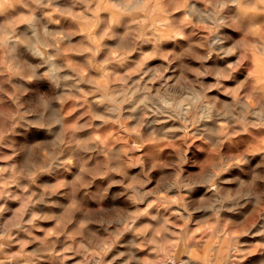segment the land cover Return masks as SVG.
I'll return each instance as SVG.
<instances>
[{
	"label": "rangeland",
	"instance_id": "1",
	"mask_svg": "<svg viewBox=\"0 0 264 264\" xmlns=\"http://www.w3.org/2000/svg\"><path fill=\"white\" fill-rule=\"evenodd\" d=\"M26 1L13 0L14 6L9 2L0 6V41L21 40V59L23 57L26 63L15 67L0 42V67L4 68H0L3 71L0 70V264H186V260L202 262L200 264H264V124L257 118L251 120L255 116L242 110L246 100L259 112L264 108V96L259 94L256 84L255 66L257 58L264 55L261 51L264 34L238 28L242 19H246V12L253 14L257 10L255 2L261 0H252L253 4L251 0H242L249 4L243 6L239 14L231 0L224 5V0H140L142 4L136 13L117 17L105 14L95 0H88L87 6L85 0H31L30 5ZM187 2H194L202 10V17L198 12H189L188 7L184 9L182 5ZM65 9H69L67 14ZM216 16H220L219 21L214 19ZM118 17L121 20H117ZM212 18L220 23H213ZM30 20L38 25L45 52H56L50 56L59 74H65V82L61 81L60 86L50 80L48 66L40 64L39 56L30 51L32 34L26 29ZM154 29L156 33L160 30L158 35ZM214 35H219L226 50L232 48L230 53L211 43ZM226 55L230 57L228 60ZM233 60L238 63L234 64ZM103 68H109L108 79L99 75ZM4 71H8L9 76ZM72 81L78 83L75 82L77 89ZM193 90V95L186 94ZM165 91H169L168 94H162ZM143 95H148L150 102H143ZM163 97L172 101L164 112L157 104ZM177 97L190 103L186 112L179 110ZM210 104L215 106H211L216 110L214 114L204 112ZM98 110L102 117L96 113ZM49 111L54 117L58 114L62 121L56 118V122ZM222 111H226L225 114ZM215 125H220L219 131L216 130L220 135L210 131ZM181 126L186 127V132ZM49 129L54 133L51 130L49 133ZM245 129L253 130L252 139L246 137ZM224 168L228 169L227 174ZM213 174L227 185L219 193L201 189L198 182ZM131 177L134 180H128ZM13 220L20 221L22 227L9 229V222H15ZM185 246H192L193 250ZM220 259L223 261L218 263Z\"/></svg>",
	"mask_w": 264,
	"mask_h": 264
},
{
	"label": "bare ground",
	"instance_id": "2",
	"mask_svg": "<svg viewBox=\"0 0 264 264\" xmlns=\"http://www.w3.org/2000/svg\"><path fill=\"white\" fill-rule=\"evenodd\" d=\"M24 1H26V0H24ZM29 1H31V0H28V3H29ZM59 1V0H58ZM60 1H63V0H60ZM59 1V2H60ZM67 1V0H66ZM88 0H85L84 2H85V4H86V2H87ZM93 1V0H92ZM96 1V3H97V5H98V7L102 10V11H104V13L105 14H107V15H110L111 17H115L116 15H119V14H125L126 16L128 15V14H131L132 15V13H136V11H138L139 9H140V7H141V2H140V0H136V1H134V2H130V3H124L122 0H95ZM130 0H128V2H129ZM144 1V0H143ZM193 1V0H192ZM220 1V0H219ZM227 1L228 0H224L223 1V5H224V3H227ZM5 2H9V3H12L13 4V0H0V6H3L4 7V3ZM15 2V1H14ZM19 2V1H18ZM17 2V3H18ZM22 2H23V0H22ZM44 2H46V0H44ZM48 2V1H47ZM52 2H53V0H52ZM81 2V1H80ZM79 2V4H81ZM151 2V1H150ZM179 2H180V0H179ZM178 2V3H179ZM196 2H197V0H196ZM229 2V1H228ZM231 2L234 4L233 6H237L236 7V11H237V13L236 14H239V13H241V8L243 7V6H247L248 4H249V2H242V0H231ZM250 2H252V4H253V1L251 0ZM16 3V2H15ZM25 3V2H24ZM24 3H22V4H24ZM26 3H27V1H26ZM27 3V4H28ZM32 2H30L29 3V5L31 4ZM56 3V2H55ZM54 3V5H57V4H55ZM76 3V2H75ZM75 3H74V6H75ZM173 3V2H172ZM175 3V2H174ZM173 3V4H174ZM218 3H220V2H218ZM87 4H89V3H87ZM87 4H86V6H87ZM160 4V3H159ZM216 4V3H215ZM221 4V3H220ZM231 4V3H230ZM11 5V4H10ZM25 5V4H24ZM24 5H21V6H24ZM62 5V4H61ZM82 5V4H81ZM175 5V4H174ZM177 5V4H176ZM13 6H14V4H13ZM19 6V5H18ZM18 6H16V8L18 7ZM20 6V7H21ZM63 6V5H62ZM89 6V5H88ZM149 4H148V6L146 7V9L147 8H149ZM151 6H153V5H151ZM198 6H199V4H198ZM216 6V5H215ZM2 7V8H3ZM25 7V6H24ZM167 7H169V6H167ZM175 7V6H174ZM182 7L185 9V7H188L189 8V12H194V13H196V12H198L199 13V15H201L200 17H202V14H200V12L202 11V10H200L195 4H194V2H192V3H189L188 4V2L186 3V4H184V5H182ZM202 7V6H201ZM218 7V6H217ZM255 7H256V11L255 12H253V14H247V12H246V15H245V17H246V19H242V21H241V24H239V26H238V28L239 29H243V30H246V31H255V32H257L259 35L261 34H264V0H261L260 2H255ZM23 8V7H22ZM35 8V7H34ZM64 8H69V6L67 7V6H65ZM75 8H76V6H75ZM74 8V9H75ZM82 8V7H81ZM85 8V7H84ZM215 8V7H214ZM220 8V7H219ZM218 8V9H219ZM249 8V7H248ZM21 9V8H20ZM24 9V8H23ZM65 9V10H66ZM72 9V8H71ZM77 9H78V7H77ZM145 9V10H146ZM154 9V8H153ZM212 9V8H211ZM255 9V8H254ZM12 10L14 11V8H12ZM17 10V9H16ZM33 10V9H32ZM84 10V9H83ZM83 10H81V11H83ZM97 10V9H96ZM149 10V9H148ZM148 10H147V13H148ZM165 10V9H164ZM250 10V9H249ZM18 11H19V9H18ZM18 11L16 12V13H18ZM24 11H26V10H24ZM34 11V10H33ZM52 11V10H51ZM67 11H69V9L68 10H66V14L68 13ZM76 11V10H75ZM86 11V10H85ZM89 11V10H88ZM87 11V12H88ZM94 11V10H93ZM100 11V10H99ZM151 11V10H150ZM170 11H173V9L172 10H170ZM179 11H180V9H179ZM214 11V10H213ZM224 11V10H223ZM248 11V10H247ZM6 12V11H5ZM21 12V11H20ZM91 12V11H90ZM162 12H164V11H162ZM188 12V11H187ZM188 12V13H189ZM215 12H217V11H215ZM8 13H10L11 15H12V13L11 12H8ZM34 13V12H33ZM61 13H62V11H61ZM70 14H73V13H71V10H70V12H69ZM98 13V12H97ZM139 13V12H138ZM168 13V12H167ZM177 13V12H176ZM63 14V13H62ZM65 14V13H64ZM65 14V15H66ZM90 14V13H89ZM100 14V13H99ZM104 14V15H105ZM146 14V13H145ZM154 14V13H153ZM203 14H205V12H203ZM219 14V13H218ZM217 14V15H218ZM230 14V13H229ZM7 15V14H6ZM11 15H9V17L11 16ZM24 15V14H23ZM41 16H44L45 17V15H42V14H40ZM74 15H75V13H74ZM73 15V16H74ZM92 15V14H91ZM103 15V16H104ZM152 15V14H151ZM192 15V14H191ZM13 16V15H12ZM11 16V17H12ZM16 16H17V14H16ZM40 16V17H41ZM67 16V15H66ZM77 16V15H76ZM109 16V17H110ZM124 16V15H123ZM166 16V15H165ZM193 16V15H192ZM2 17H5V16H2ZM10 17V18H11ZM15 17V16H14ZM80 17V16H79ZM86 17H87V15H86ZM88 17H90V15H88ZM111 17L109 18V19H111ZM117 17V16H116ZM121 17V16H120ZM125 17V16H124ZM195 17V16H194ZM193 17V18H194ZM9 18V19H10ZM18 18V17H17ZM42 18V17H41ZM46 18H48V16H46ZM56 18H57V16H56ZM73 18V17H72ZM75 18V17H74ZM78 18V17H77ZM105 18H106V15H105ZM127 17H125V19H126ZM128 18H129V16H128ZM130 18H131V16H130ZM143 18V17H142ZM163 18V17H162ZM197 18V17H196ZM196 18H195V21H196ZM204 18V17H203ZM208 18V17H207ZM9 19H7V20H9ZM13 19V21H14V18H12ZM11 19V20H12ZM27 19V18H26ZM25 19V20H26ZM51 19V18H50ZM81 19V18H80ZM119 19V17L117 18V20ZM161 19V18H160ZM198 19V18H197ZM213 19V18H212ZM214 19H216V20H218L219 21V19H220V16L218 17V16H216V18H214ZM214 19H213V23L216 21H214ZM231 19V18H230ZM239 19V18H238ZM4 20H6V18L4 19ZM23 20V19H22ZM31 20H33V19H31ZM31 20H30V22H29V24L27 25V27H26V29H28V31L30 32V34H32V44H31V47H30V45L29 46H27V47H30V51H31V53L34 55H37V56H39V59H41L40 60V64L41 63H43L42 65H47L48 66V68H47V71L49 72V74H50V80L52 79V80H54V82H56L58 85L57 86H60V84L59 83H61V81H62V83L63 82H65L64 81V78H65V74H64V76H61L60 74H59V70L57 69V65H56V62L51 58V56H52V53H56V52H52V51H54V50H50V53H48L47 54V52H45V50L43 49L44 47L42 46L43 44H44V41H43V44H42V41H41V37H40V35L38 34V30H37V28H38V25H37V27H36V25H35V23H34V21L33 22H31ZM37 20V19H36ZM35 20V21H36ZM38 20H40V19H38ZM102 20V19H101ZM119 20H121V18L119 19ZM122 20H123V18H122ZM204 20V19H203ZM206 20H208V19H206ZM234 20V19H233ZM46 21H48V20H46ZM60 21H62V20H60ZM64 21V20H63ZM68 21V20H67ZM142 21V20H141ZM236 21V20H235ZM234 21V22H235ZM239 21V20H238ZM8 22V21H7ZM16 22V21H15ZM20 22V21H19ZM40 23L42 22L41 20L39 21ZM50 22V21H49ZM57 22V21H56ZM83 22V21H82ZM110 23H111V21H109ZM139 22V21H138ZM201 22V21H200ZM208 22V21H207ZM211 22V21H210ZM217 22V21H216ZM233 22V21H232ZM14 23V22H13ZM20 23H22V22H20ZM24 23V22H23ZM22 23V24H23ZM27 23V22H26ZM38 23V22H37ZM43 23V22H42ZM41 23V24H42ZM105 22L103 21V24H104ZM218 24L220 23V22H217ZM223 23H224V21H223ZM222 22H221V24H223ZM237 23V22H236ZM19 24V23H18ZM60 24V23H59ZM63 24V23H62ZM69 24V23H68ZM67 24V25H68ZM102 24V23H101ZM102 24V25H103ZM106 24H107V22H106ZM142 24V23H141ZM1 26H2V24H0ZM6 25H7V23H6ZM13 25V24H12ZM77 25H79V24H77ZM108 25V24H107ZM111 25V24H110ZM109 25V26H110ZM117 25V24H116ZM115 25V26H116ZM120 25V24H119ZM138 25V24H137ZM140 25V24H139ZM4 26V25H3ZM14 26V25H13ZM22 26V25H21ZM44 26V25H43ZM54 26V25H53ZM53 26H50V27H53ZM62 26V25H61ZM100 26V25H99ZM219 26V25H218ZM217 26V27H218ZM5 27V26H4ZM8 27V26H7ZM9 27L11 28V26L9 25ZM68 27H71V25L70 26H68ZM73 27V26H72ZM103 27H105L104 25H103ZM204 27V26H203ZM220 27V26H219ZM218 27V28H219ZM235 27V26H234ZM25 28V27H24ZM55 28V27H54ZM61 28H63V27H61ZM76 28H77V26H76ZM112 28V27H111ZM137 28V27H136ZM140 28V27H139ZM205 28V27H204ZM236 28H237V26H236ZM51 29V28H50ZM71 29V28H70ZM75 29V28H74ZM81 29V28H80ZM129 29V28H128ZM212 29H214V28H212ZM211 29V30H212ZM223 29H225L224 27H223ZM6 30V29H5ZM8 30V29H7ZM42 30H44V27H43V29ZM116 30V29H115ZM114 30V31H115ZM131 30V29H130ZM133 30V29H132ZM218 30H220L221 31V29H218ZM28 31H26V32H28ZM75 31V30H74ZM77 31V30H76ZM81 31V30H80ZM99 31V30H98ZM107 31V30H106ZM110 31V30H109ZM154 31H155V33H156V30L154 29ZM160 31V30H159ZM159 31H157V33H156V35H158L159 33ZM188 31V30H187ZM217 31V30H216ZM9 32V31H8ZM46 32H47V30H46ZM50 33H51V31H49ZM83 32V31H82ZM81 32V33H82ZM99 32H101V30L99 31ZM98 32V33H99ZM120 32V31H119ZM223 32H226V29H225V31L223 30ZM244 32V31H243ZM53 33V32H52ZM59 33V32H58ZM71 33V32H70ZM81 33L79 32L78 34H80L81 35ZM106 33V32H105ZM161 33V32H160ZM190 33V32H189ZM202 33V32H201ZM215 33V32H214ZM217 33H218V31H217ZM220 33V32H219ZM246 33H248V32H246ZM8 34H10V33H8ZM41 34V33H40ZM55 34V33H54ZM57 34V33H56ZM64 34H66V33H64ZM92 34V33H91ZM108 34V33H107ZM249 34V33H248ZM27 35V34H26ZM26 35H24V36H26ZM45 35V34H44ZM47 35H48V33H47ZM104 35V34H103ZM216 35V34H215ZM215 35H214V37H215ZM222 35V34H221ZM1 36V35H0ZM10 36V35H9ZM31 36V35H30ZM42 36V35H41ZM52 36H54V35H52ZM67 36H68V33H67ZM86 36V35H85ZM89 36V35H88ZM98 36V35H97ZM160 36V35H159ZM162 36V35H161ZM211 36V35H210ZM219 36V35H218ZM218 36H216L215 38H212V40H214L213 42H211V43H213L214 45H216L217 46V48H220V49H224L225 51H223V52H226V53H230L231 52V46H230V48L231 49H225V45H224V43H223V45H222V42L220 41L221 40V38H219ZM222 36H225L224 34L222 35ZM222 36H220V37H222ZM252 36V35H251ZM250 36V37H251ZM23 37V36H22ZM50 37V36H49ZM74 37V36H73ZM254 37V36H253ZM257 37V36H256ZM1 38V37H0ZM10 38V37H9ZM8 37H7V39H9ZM24 38H26V37H24ZM44 38V37H43ZM47 39H48V36L46 37ZM51 38V37H50ZM68 38V37H67ZM80 38V37H79ZM112 38V37H111ZM154 38V37H153ZM247 38V37H246ZM258 38V37H257ZM52 39V38H51ZM73 39H75V38H73ZM152 39V38H151ZM231 39V38H230ZM1 40V39H0ZM26 40H27V38H26ZM43 40V39H42ZM52 40H54V39H52ZM117 40V39H116ZM119 40V39H118ZM162 40V39H161ZM224 40V39H223ZM229 40V39H228ZM251 40V39H250ZM263 40H264V38H263ZM28 41V40H27ZM78 41V40H77ZM108 41V40H107ZM121 41V40H120ZM145 41V40H144ZM244 41V40H243ZM248 41V40H247ZM255 41V40H254ZM253 41V42H254ZM260 41V40H259ZM1 42V44H2V46L4 47V51H5V53H7V57L12 61V63L14 64V66L15 67H17V66H25V61H22V59H23V57H22V59H21V54H22V51H21V49H22V41L21 40H18V39H16V38H14V40L12 39V41H9V40H6V39H3L2 41H0ZM30 42V41H29ZM49 42H50V40H49ZM54 43H55V41H53ZM88 42V41H87ZM118 42V41H117ZM233 42V41H232ZM231 42V43H232ZM262 42V41H261ZM27 43V42H26ZM57 43V42H56ZM60 43V42H59ZM69 43V42H68ZM92 43V42H91ZM90 43V44H91ZM120 43V42H119ZM235 43V42H234ZM248 43H251V42H248ZM46 44V43H45ZM115 44H116V42H115ZM118 44V43H117ZM122 43H120V45H121ZM125 44V43H124ZM123 44V45H124ZM210 44V43H209ZM229 44V43H228ZM233 44V43H232ZM236 44V43H235ZM48 45H50V44H48ZM55 45H57V44H55ZM100 45V44H99ZM119 45V44H118ZM119 45V46H120ZM126 45V44H125ZM124 45V46H125ZM130 45V44H129ZM211 45V44H210ZM234 45V44H233ZM238 45V44H237ZM240 45V44H239ZM262 45V44H261ZM47 46V45H46ZM54 46V45H53ZM90 46V45H89ZM96 46V45H95ZM124 46H123V48H124ZM50 47H52V46H50ZM58 47H60V46H58ZM93 47H94V45H93ZM229 47V46H228ZM232 47H235V46H232ZM239 47V46H238ZM249 47V46H248ZM57 48V47H56ZM126 48V47H125ZM124 48V49H125ZM127 48H129V47H127ZM133 48V47H132ZM250 48V47H249ZM254 48V47H253ZM0 49H2V48H0ZM28 49V48H27ZM51 49V48H50ZM55 49V48H54ZM58 49V48H57ZM99 49H101L100 47H99ZM122 49V48H121ZM130 49H131V47H130ZM220 49H219V51H220ZM236 49V48H235ZM240 49V48H239ZM259 49H261L260 47H259ZM56 50V49H55ZM65 50V49H64ZM127 51H128V49H126ZM250 50H251V48H250ZM264 51V47H263V49H261V51ZM60 51V50H59ZM122 51V50H121ZM237 51V50H236ZM62 52V51H61ZM129 52V51H128ZM214 52V51H213ZM245 52H249V50H247V51H245ZM66 53V52H65ZM98 53V52H97ZM100 53V52H99ZM217 53V52H216ZM220 53V52H219ZM234 53V52H233ZM261 53V52H260ZM29 54V53H28ZM27 54V55H28ZM67 54V53H66ZM94 54V53H93ZM218 54V53H217ZM216 54V55H217ZM238 54H240V53H238ZM1 55H4L5 56V54H2V52H1ZM51 55V56H50ZM97 55V54H96ZM25 56V55H24ZM67 56H69V54L67 55ZM134 56V55H133ZM218 56H219V54H218ZM227 56V55H226ZM236 56V55H235ZM242 56V55H241ZM250 56H252V55H250ZM1 57V56H0ZM6 57V58H7ZM35 57V56H34ZM69 57H71V56H69ZM228 57V56H227ZM237 57H238V55H237ZM247 57V56H246ZM249 57V56H248ZM37 58V57H36ZM77 58H78V56H77ZM100 58V57H99ZM230 57H228L227 58V60L229 59ZM1 59V58H0ZM4 59V58H3ZM2 59V60H3ZM25 59V58H24ZM33 59V58H32ZM96 59H98V58H96ZM238 59V58H237ZM246 59V58H245ZM248 59V58H247ZM246 59V60H247ZM103 60H104V58H103ZM102 60V61H103ZM121 60V59H120ZM182 60V59H181ZM223 60V59H222ZM27 61V60H26ZM98 61H100V60H96V62L98 63ZM105 61V60H104ZM234 61V60H233ZM245 61V60H244ZM7 62H8V59H7ZM28 62H29V60H28ZM37 62V61H36ZM79 62H81V61H79ZM236 62L237 61H234V64H236ZM248 62V61H247ZM250 62V61H249ZM58 64H60L59 62H57ZM87 63V62H86ZM95 63V62H94ZM125 63V62H124ZM131 63V62H130ZM227 63H228V61H227ZM238 63V62H237ZM1 64H2V62H1ZM104 64V63H103ZM102 64V65H103ZM116 64V63H115ZM114 64V65H115ZM230 64V63H229ZM243 64V63H242ZM30 65V64H29ZM41 65V66H42ZM61 65V64H60ZM84 65V64H83ZM101 65V64H100ZM215 65V64H214ZM221 65V64H220ZM223 65H225V64H223ZM227 65V64H226ZM245 65V64H244ZM247 65H249V64H247ZM85 66L87 67V64H85ZM107 66V65H106ZM176 66V65H175ZM239 66V65H238ZM256 72H257V74H256V84H257V87L259 88V94H261V96H264V92H262L263 91V89H264V55L262 54L261 56H259L258 58H257V60H256ZM2 67V66H1ZM0 67V68H1ZM13 67V66H12ZM95 67V66H94ZM96 67H98V65L96 66ZM104 67V66H103ZM235 67V66H234ZM233 67V68H234ZM242 67V66H241ZM245 67V66H244ZM14 68V67H13ZM99 68V67H98ZM125 68V67H124ZM155 68H156V66H155ZM210 68V67H209ZM220 67H218V69H219ZM236 68V67H235ZM238 68V67H237ZM1 69H4V68H1ZM0 69V70H1ZM86 69V68H85ZM88 69H89V67H88ZM104 69V68H103ZM166 69V68H165ZM224 68H222V71H224L223 70ZM227 69H229V68H227ZM27 70V69H26ZM91 70V69H90ZM93 70V69H92ZM97 70V69H96ZM96 70H94V71H96ZM101 70V69H100ZM220 70H221V68H220ZM246 70V69H245ZM2 71V70H1ZM38 71V70H37ZM67 71V70H66ZM108 71H109V68H105L104 69V71L103 72H101V73H99V75L101 76V77H103V78H107L108 79ZM232 71V70H231ZM3 72V71H2ZM5 72V71H4ZM6 72H8V71H6ZM5 72V73H6ZM33 72V71H32ZM62 72H63V70H62ZM90 72H92V71H90ZM145 72V71H144ZM217 72H219L218 70H217ZM228 73H229V75L231 74L229 71H227ZM240 72V71H239ZM220 73H222L221 71H220ZM225 73V72H224ZM223 73V74H224ZM238 73V72H237ZM32 74V73H31ZM155 74V73H154ZM219 74V73H218ZM234 74V73H233ZM232 74V75H233ZM240 74V73H239ZM3 75V74H2ZM6 75H7V73H6ZM5 75V76H6ZM22 75H24V74H22ZM37 75V74H36ZM66 75H67V72H66ZM72 75H74V74H72ZM221 75V74H220ZM225 75V74H224ZM4 76V75H3ZM7 76H9V75H7ZM15 76V75H14ZM31 76V75H30ZM33 76V75H32ZM69 76V74L67 75V77ZM76 76V75H75ZM245 76H246V74H245ZM21 77V76H20ZM35 77H37V76H35ZM44 77V76H43ZM72 77V76H71ZM249 77V76H248ZM26 78H29V76L28 77H26ZM40 79H41V77H39ZM69 78V77H68ZM238 78V77H237ZM43 79V78H42ZM63 79V80H62ZM76 79V78H75ZM78 79H81V77L80 78H78ZM102 79V78H101ZM120 79V78H119ZM149 79V78H148ZM30 80V79H29ZM37 80V79H36ZM44 80V79H43ZM74 80V79H73ZM196 80H198V79H196ZM243 81H245L244 79H243ZM76 82V81H75ZM75 82L73 83V81H72V84H74L73 85V87L75 86H77L76 84H75ZM61 83V84H62ZM68 83V82H67ZM77 83V82H76ZM95 83H97V82H95ZM186 83V82H185ZM211 83V82H210ZM78 84V83H77ZM141 84V83H140ZM215 84V83H214ZM239 84V83H238ZM251 84V83H250ZM249 84V85H250ZM65 85H67V86H69V84H65ZM131 85H132V83H131ZM219 85V84H218ZM229 85V84H228ZM254 85V84H253ZM38 86V85H37ZM66 86V87H67ZM79 86V85H78ZM100 86V85H99ZM206 86V85H205ZM238 86V85H237ZM252 86V85H251ZM65 86L63 87L62 86V88H66ZM81 87V86H80ZM98 87V86H97ZM109 87V86H108ZM167 87V86H166ZM174 87V86H173ZM172 87V88H173ZM217 87V86H216ZM220 87V86H219ZM242 87V86H241ZM246 87V86H245ZM68 88V87H67ZM70 88H72V87H70ZM229 89H230V87H228ZM74 89V88H73ZM76 89H77V87H76ZM141 89V88H140ZM140 89H139V91H140ZM183 89V88H182ZM185 89V88H184ZM217 89V88H216ZM165 90V89H164ZM163 90V91H164ZM175 90V89H174ZM228 89H226V91H227ZM242 90H244V89H242ZM252 90V89H251ZM42 91V90H41ZM63 91V90H62ZM65 91V90H64ZM162 91V90H161ZM177 91H180V90H177ZM187 91V90H186ZM194 91V90H193ZM47 92V91H46ZM46 92H44V93H46ZM146 92V91H145ZM169 92V91H168ZM168 92L166 93V91L164 92V93H162V94H164L165 95V93L166 94H168ZM175 92H176V90H175ZM174 92V93H175ZM182 92V91H181ZM189 92V91H188ZM188 92H186V94H192L193 95V93H195V91L194 92H192V93H188ZM191 92V91H190ZM231 92V91H230ZM229 92V93H230ZM252 92H253V90H252ZM170 93H171V91H170ZM173 93V92H172ZM177 93V92H176ZM239 93V92H238ZM250 93V92H249ZM154 94V93H153ZM179 94V93H178ZM177 94V95H178ZM181 94V93H180ZM199 94V93H198ZM227 94H228V92H227ZM251 94V93H250ZM253 94V93H252ZM35 95V94H34ZM150 95V94H149ZM154 95H156L157 96V93L156 94H154ZM153 95V96H154ZM171 95V94H170ZM191 95V96H192ZM246 95H248V94H246ZM40 96H41V94H40ZM97 96V95H96ZM152 96V95H151ZM152 96V97H153ZM156 96H155V98H156ZM175 96V95H174ZM174 96H173V98H174ZM42 97V96H41ZM99 97H101V96H99ZM162 97V96H161ZM183 98H184V96H182ZM186 97V96H185ZM198 97V96H197ZM213 97V96H212ZM257 97V96H256ZM48 98V97H47ZM46 98V99H47ZM115 98V97H114ZM113 98V99H114ZM118 98V97H117ZM137 98V97H136ZM172 98V99H173ZM176 98V97H175ZM178 98V100H179V97H177ZM181 98V97H180ZM191 98H194L195 100H196V97H191ZM190 98V99H191ZM198 98H200V97H198ZM218 98H220V97H218ZM258 98V97H257ZM102 99V98H101ZM148 99H150V97L148 96V95H143L142 96V101L143 102H145V103H147V101L148 102H150ZM159 99V98H158ZM157 98H156V101L158 100ZM186 99V98H185ZM188 99V98H187ZM193 99V100H194ZM216 99V98H215ZM214 99V100H215ZM223 99V98H222ZM222 99H220L221 101H222ZM226 99V98H225ZM260 99H261V97H260ZM88 100V99H87ZM90 100V99H89ZM98 100H99V98H98ZM176 100V99H175ZM174 100V101H175ZM194 100V101H195ZM217 100H219V99H217ZM216 100V101H217ZM234 100V102H235V99H233ZM240 100V99H239ZM91 101V100H90ZM102 101V100H101ZM100 101V102H101ZM115 101V100H114ZM137 101H139V100H137ZM189 101H191V100H189ZM158 102V101H157ZM176 102V101H175ZM225 102L227 103L228 101L227 100H225ZM237 102V101H236ZM241 102V101H240ZM240 102H238V104L240 103ZM244 102V101H243ZM56 103V102H55ZM96 103V102H95ZM98 103V102H97ZM139 103V102H138ZM172 103V101H171V99L170 98H166V97H163V98H161L160 99V101H159V103H157L161 108H162V110L161 111H163V109H164V111H165V107L167 106L168 107V105H170ZM210 103V102H209ZM208 103V104H209ZM212 103H215V102H212ZM223 103H224V101H223ZM99 104V103H98ZM129 104V103H128ZM153 104V103H152ZM177 104V103H176ZM189 104V105H188ZM208 104H205V105H208ZM217 104V103H216ZM243 104V103H242ZM83 105V104H82ZM93 105V104H92ZM95 105V104H94ZM116 105H118V104H116ZM116 105H114L113 107H112V109L113 110H115L116 109ZM130 105V104H129ZM140 105V104H139ZM150 105V104H149ZM158 105H156V106H158ZM53 106V105H52ZM96 106V105H95ZM110 106V105H109ZM154 106H155V104H154ZM153 106V107H154ZM155 106V107H156ZM188 106H190V103H187L184 99L183 100H179L178 101V108H179V110L181 109L182 111H184V112H186L187 110V108H188ZM203 106V105H202ZM209 106V105H208ZM207 106V107H208ZM211 106H214L213 104H210V107H208V108H206L205 110H204V112H206V113H210V114H214L213 112H215L216 110H214L213 109V107L211 108ZM217 106V105H216ZM57 107V106H56ZM119 107H121L120 105H119ZM126 107V106H125ZM128 107V106H127ZM133 107V105L131 104V107H130V109H129V111L131 110V108ZM138 107V106H137ZM159 107V108H160ZM215 107V106H214ZM237 107V106H236ZM235 107V108H236ZM241 107V106H240ZM158 108V107H157ZM125 109V108H124ZM191 109H193V108H191ZM203 109L204 108H202V111H203ZM241 109V108H240ZM53 110H56V109H53ZM52 110V112H54ZM94 110V109H93ZM97 110V109H96ZM121 110V112H122V114H124L123 113V111H122V108L120 109ZM127 110V109H126ZM143 110V109H142ZM153 110V109H152ZM175 110H177V109H175ZM221 110V109H220ZM225 110H228V109H225ZM234 110V109H233ZM232 109H230V111H233ZM242 110H245V111H248L249 113H252L255 117L253 118V119H251V120H255V118H257L258 120H259V123L260 124H264V113H260V112H262V110H264V108L262 109V110H260V112L258 111V110H255V109H253L252 108V104H250V102H248L247 100L244 102V104H243V106H242ZM58 111H59V109H58ZM57 110H56V112H58ZM118 111H119V109H118ZM163 111V112H164ZM174 111V110H173ZM189 111V110H188ZM197 111V110H196ZM201 111V113H204V112H202ZM229 111V112H230ZM235 111V110H234ZM50 112V111H49ZM115 112H117V111H115ZM135 112V111H134ZM226 112V111H225ZM225 112H223L222 111V113H224L225 114ZM228 112V113H229ZM242 112V111H241ZM240 112V113H241ZM55 113V112H54ZM96 113H99V110L96 112ZM178 114H179V111L177 112ZM183 113V112H182ZM46 114H48V113H46ZM50 114H51V112H50ZM56 114V113H55ZM78 114V113H77ZM76 114V115H77ZM101 113H99V115H100ZM105 114V113H104ZM120 114V113H119ZM118 114V115H119ZM122 114H120V117H121V115ZM172 114H173V112H172ZM186 114V113H185ZM197 114H199V112L197 113ZM237 113H235V115H236ZM242 114H245L244 112L242 113ZM43 115H44V113H43ZM52 115V114H51ZM50 115V117L48 118V125L50 124V122H51V117L53 116L54 117V115H52L51 116ZM83 115V114H82ZM98 115V116H99ZM137 115V114H136ZM181 115V114H180ZM220 115V112L219 113H217L216 114V116H219ZM229 115H232V113L231 114H229ZM234 115V114H233ZM239 115H241V114H239ZM249 115V114H248ZM253 115L251 116V117H253ZM47 116V115H46ZM45 116V117H46ZM49 116V115H48ZM47 116V117H48ZM101 116V115H100ZM125 116V115H124ZM128 116H130V115H128ZM214 117V118H217V117ZM102 117V116H101ZM119 117V118H120ZM125 117H127V115L125 116ZM141 117V116H140ZM182 117H184V115H182ZM208 117V116H207ZM226 117V116H225ZM242 117V116H241ZM241 117H239V119L241 118ZM245 117V116H244ZM56 118H57V120H60V121H62V119L60 118V116L57 114L56 115V117H54V119H55V121L57 122V120H56ZM79 118V117H78ZM232 118L235 120V117L234 116H232ZM238 118V117H237ZM243 118V117H242ZM246 118H248V117H246ZM53 119V118H52ZM64 119V118H63ZM66 119V118H65ZM111 119V118H110ZM138 119V118H137ZM150 119H152V118H150ZM196 119V118H195ZM194 119V120H195ZM209 119V118H208ZM233 119H231V120H233ZM30 120V119H29ZM112 120V119H111ZM119 120V119H118ZM186 120H188V119H186ZM257 120V121H258ZM42 121V120H41ZM134 121H135V119H134ZM138 121V120H137ZM136 121V122H137ZM141 121V120H140ZM144 121V120H143ZM207 121H210V120H207ZM225 121V120H224ZM227 121V120H226ZM236 121V120H235ZM139 122V121H138ZM137 122V123H138ZM151 122V121H150ZM149 122V123H150ZM153 122V121H152ZM195 122V121H194ZM228 122H230V120L228 121ZM65 123V122H64ZM132 123V122H131ZM192 123V122H191ZM242 123V122H241ZM251 123V122H250ZM41 124V123H40ZM52 124V123H51ZM57 124V123H56ZM133 124V123H132ZM139 124H140V122H139ZM152 124V123H151ZM151 124H150V126H151ZM154 124H156L157 125V123H154ZM202 124V123H201ZM231 124V123H230ZM237 124V123H236ZM260 124H258L259 126H261ZM62 125H63V123H62ZM99 124H97V126H98ZM103 125H105V124H103ZM183 125V124H182ZM232 125V124H231ZM234 125V124H233ZM237 125H239V124H237ZM246 125V124H245ZM52 126V125H51ZM50 126V127H51ZM61 126V125H60ZM101 126V125H100ZM145 126H147V124H145ZM144 126V127H145ZM171 126V125H170ZM209 126V125H208ZM220 126V125H219ZM219 126H217V125H215V126H211L210 127V131L212 132V133H218V127ZM229 126V125H228ZM236 126V125H235ZM242 126H243V124H242ZM248 126V125H247ZM255 126V125H254ZM45 127V126H44ZM53 127H55V125H53ZM58 127V126H57ZM141 127V126H140ZM152 128H153V125L151 126ZM176 127H178L177 125H176ZM224 127V126H223ZM237 127H239V126H237ZM237 127H233V128H236V129H238ZM61 128V127H60ZM172 128V127H171ZM174 128V127H173ZM179 128V127H178ZM181 128V130L183 131V132H186V127H184V126H181L180 127ZM196 128V127H195ZM204 128H205V126H204ZM203 128V129H204ZM250 128H254V127H251V125H250ZM56 129V128H55ZM147 129V128H146ZM164 129H166V128H164ZM244 129V128H243ZM255 129V128H254ZM257 129V128H256ZM46 130V129H45ZM51 129H49V130H47L48 132L50 131ZM68 130V129H67ZM150 130V129H149ZM158 130V129H157ZM206 130H209V128L208 129H206ZM216 130H218V131H216ZM230 130V129H229ZM238 130H241V129H238ZM248 130V132H249V130L250 129H247ZM263 130V129H262ZM52 131V133H54V131H53V129L51 130ZM62 131V130H61ZM159 131H161V130H159ZM165 132H166V130H164ZM230 131H232V130H230ZM245 131H246V129H245ZM253 130H250V132H251V134L252 135H250V132L248 133L247 131H246V137L248 138V139H252V137H253V132H252ZM47 132V133H48ZM162 132H163V130H162ZM243 133H244V131H242ZM257 132H259V131H257ZM261 132V131H260ZM263 132H264V130H263ZM50 133V132H49ZM49 133H48V135H49ZM195 133H197L196 131L193 133V134H195ZM233 133H235V132H233ZM240 133V132H239ZM46 134V133H45ZM44 134V135H45ZM58 134V133H57ZM160 134V133H159ZM162 134V133H161ZM164 134V133H163ZM166 134V133H165ZM177 134V133H176ZM178 134H180V133H178ZM210 134V133H209ZM219 134V133H218ZM237 134V133H236ZM245 134V133H244ZM255 134V133H254ZM52 135V134H51ZM196 135V134H195ZM198 135V134H197ZM202 135H204L203 133H202ZM220 135V134H219ZM58 136H60V135H58ZM169 136V135H168ZM212 136V135H211ZM225 136V135H224ZM46 137V136H45ZM44 137V138H45ZM49 136H47L46 138H48ZM52 137V136H51ZM51 137H49V138H51ZM174 137V136H173ZM176 137V136H175ZM205 137H207V136H205ZM210 137V136H209ZM215 137H217V136H215ZM229 137V136H228ZM233 137V136H232ZM244 137V136H243ZM259 137V136H258ZM111 138V137H110ZM172 138V137H171ZM211 138V137H210ZM52 139V138H51ZM175 139V138H174ZM236 139V138H235ZM240 139V138H239ZM255 139V138H254ZM45 140V139H44ZM47 140V139H46ZM210 140V139H209ZM226 140V139H225ZM215 141H216V138H215V140L214 141H212V143L214 142V144H215ZM227 141V140H226ZM259 141V140H258ZM229 142V141H228ZM231 142V141H230ZM246 142V141H245ZM251 142V141H250ZM253 142V141H252ZM255 143H256V141H254ZM33 143V142H32ZM246 144H247V142H246ZM248 146H249V144H247ZM246 145V146H247ZM253 145H254V143H253ZM93 146V145H92ZM249 147H251V146H249ZM53 148V147H52ZM191 148H193V147H191ZM191 148H189V149H191ZM248 148V147H247ZM246 148V149H247ZM62 150V149H61ZM86 150V149H85ZM195 150V149H194ZM249 150H250V148H249ZM69 151V150H68ZM67 151V152H68ZM115 151V150H114ZM180 151V150H179ZM182 151V150H181ZM180 151V152H181ZM70 152V151H69ZM190 152V151H189ZM197 152V151H196ZM195 152V153H196ZM259 152H260V150H259ZM258 152V153H259ZM140 153V152H139ZM171 153V152H170ZM244 153V152H243ZM258 153H257V156H258ZM261 153H263L262 151H261ZM261 153H259V154H261ZM245 155V154H244ZM264 155V154H263ZM84 156V155H83ZM192 156V155H191ZM30 157V156H29ZM182 157V156H181ZM208 157V156H207ZM102 158V157H101ZM246 158V157H245ZM249 158V157H248ZM22 159V158H21ZM117 160V159H116ZM177 160V159H176ZM184 160V159H183ZM230 160V159H229ZM260 160V159H259ZM56 161V160H55ZM196 161V160H195ZM168 162V161H167ZM189 162H190V160H189ZM259 162V161H258ZM252 163V162H251ZM56 164V163H55ZM94 165H95V163H94ZM158 165V164H157ZM79 166V165H78ZM222 166H224V165H222ZM102 167V166H101ZM100 167V168H101ZM225 167V166H224ZM229 168V167H228ZM224 169H226V168H224ZM223 169V170H224ZM230 169V168H229ZM263 169V168H262ZM21 169H19V171H20ZM191 170V169H190ZM227 170L228 169H226V174H227ZM89 172V171H88ZM130 172V171H129ZM74 173V172H73ZM23 174V173H22ZM31 175H33V173H30ZM88 174H91L90 172L88 173ZM18 175V174H17ZM16 175V176H17ZM127 175V174H126ZM144 175V174H143ZM216 175V174H215ZM214 174L213 175H208V176H205V177H202L198 182L200 183V187H201V189H203V190H211V191H218L217 193H219V190H221V188H223V187H226L225 185H223L222 183H220L218 180H217V178L216 177H214L215 176ZM218 175V174H217ZM21 176V175H20ZM134 176V175H133ZM222 176V175H221ZM12 177V176H11ZM10 177V178H11ZM139 176H138V174H137V178H138ZM218 177H219V175H218ZM223 177V176H222ZM236 177V176H235ZM255 177V176H254ZM31 178H33V177H31ZM220 178V177H219ZM240 178V177H239ZM38 179V178H37ZM120 179V178H119ZM130 179H133L132 177L131 178H128V180H130ZM138 179H140V178H138ZM158 179V178H157ZM134 180V179H133ZM143 180V179H142ZM222 180V179H221ZM225 180H226V178H225ZM227 180H228V177H227ZM242 180V179H241ZM33 181V180H32ZM38 181V180H37ZM83 181H85V180H83ZM131 181V180H130ZM168 181V180H167ZM197 181V180H196ZM45 182H47V181H45ZM157 182H158V180H157ZM164 182V181H163ZM174 182V181H173ZM182 182V181H181ZM192 182V181H191ZM249 182V181H248ZM15 183V182H14ZM187 183H188V181H187ZM256 183V182H255ZM158 184V183H157ZM175 184V183H174ZM174 184H173V186H174ZM226 184V183H225ZM162 185H163V183H162ZM183 185V184H182ZM185 185V184H184ZM183 185V186H184ZM229 185V184H228ZM240 185V184H239ZM113 186V185H112ZM159 186V185H158ZM168 186V185H167ZM170 186V185H169ZM178 186V185H177ZM186 186H187V184H186ZM185 186V187H186ZM194 186V185H193ZM192 186V187H193ZM252 186V185H251ZM257 186V185H256ZM111 187V186H110ZM152 187H154V186H152ZM161 187V186H160ZM175 187H176V185L174 186V189H175ZM188 187V186H187ZM186 187V188H187ZM239 187V186H238ZM115 189V188H114ZM171 189V188H170ZM173 189V190H174ZM178 189V187H176V190ZM185 189V188H184ZM254 189V188H253ZM156 190H157V188H156ZM161 190V189H160ZM190 190H193V188H190ZM5 191V190H4ZM108 191V190H107ZM112 191V190H111ZM138 191V190H137ZM155 191V190H154ZM187 192H188V190H186ZM194 191H195V189H194ZM246 191V190H245ZM205 192V191H204ZM204 192H202V193H204ZM207 192V191H206ZM33 193V192H32ZM173 193V192H172ZM211 193V192H210ZM221 193V192H220ZM26 194V193H25ZM4 195V194H3ZM129 195V194H128ZM206 195V194H205ZM219 195V194H218ZM201 196H202V194H201ZM204 196V195H203ZM202 196V197H203ZM208 196V195H207ZM222 196V195H221ZM5 197V196H4ZM212 197V196H211ZM20 198V197H19ZM219 198V197H218ZM10 199V198H9ZM9 199H7V200H9ZM140 199V198H139ZM178 199V198H177ZM221 199V198H220ZM256 199V198H255ZM239 200V199H238ZM12 201V200H11ZM33 201V200H32ZM32 201H31V204H33L32 203ZM213 201V200H212ZM219 201V200H218ZM221 201V200H220ZM219 201V202H220ZM27 203V202H26ZM25 203V204H26ZM38 203V202H37ZM218 203V202H217ZM25 204H24V207H25ZM39 204H41V203H39ZM208 204V203H207ZM254 204V203H253ZM143 205V204H142ZM209 205V204H208ZM7 206V205H6ZM26 206H27V204H26ZM37 206V205H36ZM39 206V205H38ZM42 206V205H41ZM176 206V205H175ZM23 207V208H24ZM31 207V206H30ZM116 207V206H115ZM122 207V206H121ZM217 207H219V205L217 204ZM216 207V208H217ZM222 207V206H221ZM134 208H136L135 206H134ZM4 209V208H3ZM7 209V208H6ZM42 209V208H41ZM5 210V209H4ZM3 210V211H4ZM39 210V209H38ZM192 210V209H191ZM251 210V209H250ZM40 212V211H39ZM125 212V211H124ZM244 212V211H243ZM5 213V212H4ZM241 213V212H240ZM28 215V214H27ZM227 215V214H226ZM3 216H5L6 217V213L3 215ZM2 216V217H3ZM35 216V215H34ZM234 216V215H233ZM1 217V216H0ZM12 218V217H11ZM1 219V218H0ZM3 219V218H2ZM19 219H21V218H19ZM18 219V220H19ZM27 219V218H26ZM5 220V219H4ZM5 221H7V220H5ZM13 221H15V220H13ZM17 221V220H16ZM9 222V223H11L10 225H11V227H9V229L10 228H12V229H15V228H19V227H22L21 225V222L20 221H17V222ZM24 221V220H23ZM28 221H30V220H28ZM0 222H1V220H0ZM2 222H4V221H2ZM7 222V223H8ZM8 223V224H9ZM23 223V222H22ZM3 224V223H2ZM8 224L7 225H5V226H8ZM9 225V226H10ZM30 225V224H29ZM0 226H2V225H0ZM5 226H3V229H4V227ZM24 226H25V224H24ZM23 226V227H24ZM1 228V227H0ZM263 229V228H262ZM264 230V229H263ZM11 231V230H10ZM10 231H8V232H10ZM116 231V230H115ZM2 232H5L4 230H2ZM184 232V231H183ZM189 232V230L187 231V233ZM5 236V235H4ZM4 236L2 237V239H4ZM184 238V237H183ZM8 239V238H7ZM30 239V238H29ZM9 240V239H8ZM9 241H11V240H9ZM185 241V240H184ZM33 243V242H32ZM186 243V242H185ZM208 243V242H207ZM1 244V243H0ZM9 244V243H8ZM134 244V243H133ZM191 244H195V243H191ZM190 244V245H191ZM52 245V244H51ZM135 245V244H134ZM176 246V245H175ZM193 246V245H192ZM192 246H190V247H188V246H185V247H187V248H189L190 249V251L191 250H193L192 249ZM197 246V245H196ZM195 246V247H196ZM41 247V246H40ZM52 247H53V245H52ZM178 247V246H177ZM215 247V246H214ZM1 248V247H0ZM13 248V247H12ZM26 248V247H25ZM34 248H35V246H34ZM42 248V247H41ZM208 248V247H207ZM212 248H213V246H212ZM5 249V248H4ZM23 249V248H22ZM43 249V248H42ZM45 249V248H44ZM47 249H48V246H47ZM30 250H32V249H30ZM34 250V249H33ZM36 251H37V249H35ZM49 250V249H48ZM131 250V249H130ZM171 250V249H170ZM173 250H175V248L173 249ZM172 250V251H173ZM209 250V249H208ZM1 251V250H0ZM5 251H6V249H5ZM46 251V250H45ZM50 251V250H49ZM54 251H56V250H54ZM120 251V250H119ZM181 251H182V249H181ZM195 251H197V250H195ZM206 251V250H205ZM210 251V250H209ZM212 251V250H211ZM232 250H230V252H231ZM10 252V251H9ZM33 252V251H32ZM39 252V251H38ZM170 252V251H169ZM175 252V251H174ZM188 252V251H187ZM186 252V253H187ZM17 253V252H16ZM55 253V252H54ZM118 253H120V252H118ZM131 253V252H130ZM207 253V252H206ZM215 253H217V252H215ZM229 253V252H228ZM228 253H227V255H228ZM232 253V252H231ZM3 254V253H2ZM13 254V253H12ZM19 254V253H18ZM36 254V253H35ZM133 254V253H132ZM185 254V253H184ZM239 254V253H238ZM242 254V253H241ZM205 255V254H204ZM207 255V254H206ZM216 255V254H215ZM233 255V254H232ZM236 255V254H235ZM235 255H233V256H235ZM5 256V255H4ZM33 256V255H32ZM35 256V255H34ZM37 256V255H36ZM39 256V255H38ZM230 256V255H229ZM252 256V255H251ZM17 257V256H16ZM28 257H29V255H28ZM172 257V256H171ZM207 257V256H206ZM222 257H223V255H222ZM221 257V258H222ZM238 257H240V255H238ZM30 258V257H29ZM173 258V257H172ZM186 258V257H185ZM190 258V257H189ZM227 258V257H226ZM236 258V257H235ZM252 258V257H251ZM264 258V257H263ZM262 258V259H263ZM15 260H16V258H14ZM13 259V260H14ZM26 259H28V258H26ZM204 259V258H203ZM212 259V258H211ZM211 259H210V261H211ZM216 259V258H215ZM229 259V258H228ZM248 259V258H247ZM262 259H259V260H262ZM12 260V259H11ZM174 260V259H173ZM184 260H186V259H184ZM207 260V259H206ZM221 260L222 259H220V260H218V263H220L221 262ZM230 260L231 261H233V259H231L230 258ZM252 260V259H251ZM258 260V259H257ZM256 260V261H257ZM29 261V260H28ZM209 261V262H210ZM214 261H216V260H214ZM223 261V260H222ZM225 261V260H224ZM255 260H253V262H254ZM14 262V261H13ZM34 262V261H33ZM175 262V261H174ZM187 262V263H186ZM204 262H205V260H204ZM245 262V261H244ZM243 262V263H244ZM259 262V261H258ZM3 263V262H2ZM25 263V262H24ZM35 263V262H34ZM93 263V262H92ZM185 263L186 264H200V263H202V262H200V263H197L196 261H195V263L194 262H192L191 260H186L185 261ZM214 263V262H213ZM212 263V264H213ZM235 262H233V263H227V264H234ZM239 263V262H238ZM255 263V262H254ZM32 264V263H31ZM173 264V263H172ZM182 264H183V262H182ZM209 264V263H208ZM237 264V263H236Z\"/></svg>",
	"mask_w": 264,
	"mask_h": 264
}]
</instances>
